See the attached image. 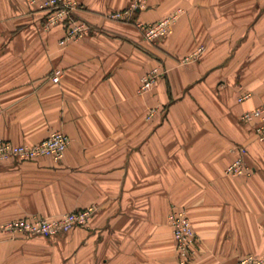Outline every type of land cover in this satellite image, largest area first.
<instances>
[{
    "label": "crops",
    "instance_id": "crops-1",
    "mask_svg": "<svg viewBox=\"0 0 264 264\" xmlns=\"http://www.w3.org/2000/svg\"><path fill=\"white\" fill-rule=\"evenodd\" d=\"M76 1L91 31L61 45L45 11L0 0V138L71 140L61 161L0 164V264H179L175 207L198 236L192 264L264 256V142L241 121L264 106V0H144L128 21L110 14L130 0ZM178 10L159 41L136 27ZM237 147L250 176L226 174ZM89 207L88 225L50 238L3 228Z\"/></svg>",
    "mask_w": 264,
    "mask_h": 264
},
{
    "label": "built area",
    "instance_id": "built-area-1",
    "mask_svg": "<svg viewBox=\"0 0 264 264\" xmlns=\"http://www.w3.org/2000/svg\"><path fill=\"white\" fill-rule=\"evenodd\" d=\"M32 6L45 11L44 28L62 27L66 35L60 42L65 45L70 41L83 39L90 31V25L75 18L74 14L80 5L76 0H29ZM144 0H130L129 6L123 10L110 14V18L117 21L131 20L136 11L144 8ZM181 10L170 16L154 22L142 23L137 21L136 27L149 41H159L167 37L173 29ZM162 72L159 68L152 69L142 79L141 91L146 92L154 88ZM61 71L54 72L53 81L59 82ZM248 95L241 98L243 101ZM241 121L252 125L257 139L264 142V106L242 114ZM70 138L63 132H54L45 141L36 145H16L0 138V164L8 161L34 160L42 157L61 161L70 145ZM237 158L227 167L226 174L230 176H250L253 172L245 163L247 153L245 147H237ZM96 213L95 207L74 211L58 219L24 218L6 223L3 228L11 233H22L29 236L54 237L61 233H68L75 228L88 225ZM169 224L176 243L179 264H192L199 254V241L191 220L184 208H173L169 214ZM236 264H264V256L250 255Z\"/></svg>",
    "mask_w": 264,
    "mask_h": 264
},
{
    "label": "rangeland",
    "instance_id": "rangeland-1",
    "mask_svg": "<svg viewBox=\"0 0 264 264\" xmlns=\"http://www.w3.org/2000/svg\"><path fill=\"white\" fill-rule=\"evenodd\" d=\"M179 208V207H178ZM257 256H259V255H257ZM236 264V263H235Z\"/></svg>",
    "mask_w": 264,
    "mask_h": 264
}]
</instances>
